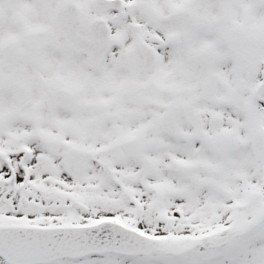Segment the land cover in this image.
I'll list each match as a JSON object with an SVG mask.
<instances>
[{"label": "snow or ice", "instance_id": "obj_1", "mask_svg": "<svg viewBox=\"0 0 264 264\" xmlns=\"http://www.w3.org/2000/svg\"><path fill=\"white\" fill-rule=\"evenodd\" d=\"M0 264H264V0H0Z\"/></svg>", "mask_w": 264, "mask_h": 264}]
</instances>
